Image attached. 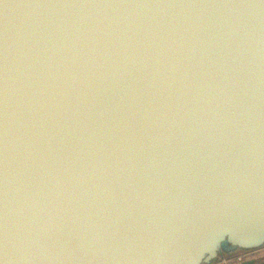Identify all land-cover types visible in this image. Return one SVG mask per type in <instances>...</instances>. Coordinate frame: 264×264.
Listing matches in <instances>:
<instances>
[{"label": "water", "instance_id": "1", "mask_svg": "<svg viewBox=\"0 0 264 264\" xmlns=\"http://www.w3.org/2000/svg\"><path fill=\"white\" fill-rule=\"evenodd\" d=\"M258 251L264 0H0V264Z\"/></svg>", "mask_w": 264, "mask_h": 264}, {"label": "crops", "instance_id": "2", "mask_svg": "<svg viewBox=\"0 0 264 264\" xmlns=\"http://www.w3.org/2000/svg\"><path fill=\"white\" fill-rule=\"evenodd\" d=\"M222 264H264V251L253 252Z\"/></svg>", "mask_w": 264, "mask_h": 264}, {"label": "snow or ice", "instance_id": "3", "mask_svg": "<svg viewBox=\"0 0 264 264\" xmlns=\"http://www.w3.org/2000/svg\"><path fill=\"white\" fill-rule=\"evenodd\" d=\"M8 5H5V7H7Z\"/></svg>", "mask_w": 264, "mask_h": 264}]
</instances>
